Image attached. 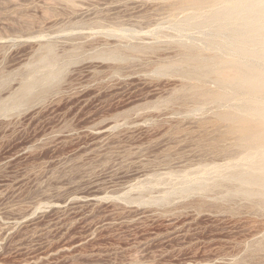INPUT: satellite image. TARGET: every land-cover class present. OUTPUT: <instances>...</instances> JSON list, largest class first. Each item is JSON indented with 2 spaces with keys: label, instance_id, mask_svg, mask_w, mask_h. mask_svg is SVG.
Here are the masks:
<instances>
[{
  "label": "rangeland",
  "instance_id": "1",
  "mask_svg": "<svg viewBox=\"0 0 264 264\" xmlns=\"http://www.w3.org/2000/svg\"><path fill=\"white\" fill-rule=\"evenodd\" d=\"M210 14L0 0V264H264V206L231 178L247 151L214 121L246 105L170 66L236 54Z\"/></svg>",
  "mask_w": 264,
  "mask_h": 264
},
{
  "label": "bare ground",
  "instance_id": "2",
  "mask_svg": "<svg viewBox=\"0 0 264 264\" xmlns=\"http://www.w3.org/2000/svg\"><path fill=\"white\" fill-rule=\"evenodd\" d=\"M205 6L211 8V14L204 18L201 24L215 25L220 31L229 30V36L221 46L235 47L236 54L232 57H221L216 54L212 55L210 60H205L203 51L191 52V46L181 44L182 47L189 49V57L182 60L181 63L169 65L171 68L172 66L176 68L178 64H186L189 66L188 70L192 67L189 77L197 80V83L200 82V84L195 85L194 88L193 84L189 88L192 94L189 93L191 96L194 95L197 100L220 103L237 98L245 103L246 109L232 108L217 111L214 121L215 124L225 125L224 133H219L223 134L224 139L227 136H235V146L247 151V155L243 159L238 160V163L235 161L237 169L234 172L231 171V178L237 185V191L248 198L257 197L260 204L264 206V0H180V8L200 9ZM250 45L253 48H250ZM132 48L134 49V47ZM185 52L187 51L185 50ZM254 58H258L260 61L254 62ZM46 59V64L52 61ZM44 61L43 63H45ZM50 62L49 64H51ZM207 82L215 83L217 89L208 87ZM208 169L209 167L206 170ZM224 170L227 169H223V173ZM219 174L217 173L218 177Z\"/></svg>",
  "mask_w": 264,
  "mask_h": 264
}]
</instances>
